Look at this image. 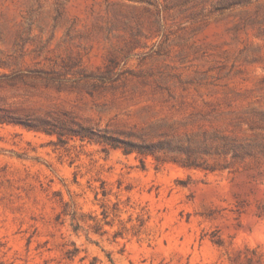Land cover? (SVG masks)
<instances>
[{
    "label": "rangeland",
    "instance_id": "374dc122",
    "mask_svg": "<svg viewBox=\"0 0 264 264\" xmlns=\"http://www.w3.org/2000/svg\"><path fill=\"white\" fill-rule=\"evenodd\" d=\"M0 264H264V0H0Z\"/></svg>",
    "mask_w": 264,
    "mask_h": 264
},
{
    "label": "trees",
    "instance_id": "16d2710c",
    "mask_svg": "<svg viewBox=\"0 0 264 264\" xmlns=\"http://www.w3.org/2000/svg\"><path fill=\"white\" fill-rule=\"evenodd\" d=\"M93 133L89 130L81 131L80 137L82 138H93ZM97 138L100 140L108 143L112 147H119L123 150L124 153H129L132 151H137L139 153H153L158 146H161V143L158 142L156 144H148V145H136L130 141H123L120 143L117 139H111L110 137H107V135L102 134L99 135ZM117 141V142H114ZM186 165L188 166H199V163H197L195 160H187Z\"/></svg>",
    "mask_w": 264,
    "mask_h": 264
}]
</instances>
